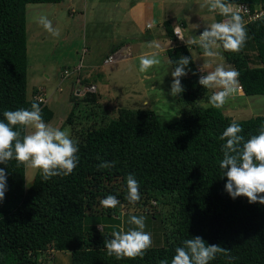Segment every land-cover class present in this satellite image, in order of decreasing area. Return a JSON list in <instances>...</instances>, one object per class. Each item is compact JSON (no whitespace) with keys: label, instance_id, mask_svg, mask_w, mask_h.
Segmentation results:
<instances>
[{"label":"trees","instance_id":"obj_1","mask_svg":"<svg viewBox=\"0 0 264 264\" xmlns=\"http://www.w3.org/2000/svg\"><path fill=\"white\" fill-rule=\"evenodd\" d=\"M60 1L0 0V121L6 122L4 111L30 110L34 102L39 104L44 122L53 116L46 103L27 96L26 6ZM228 2L247 4L251 12L264 8V0ZM216 18L222 16L217 13ZM177 23L185 28L181 17L162 23L165 36L176 42L166 54L172 70L180 57L190 58L187 75L181 78L184 91L180 95L191 107L170 124H162L149 109H122L106 123L87 128L79 138H73L78 142L79 161L65 177L45 182L37 171L27 186L23 165L17 167L14 159L0 164L7 176V191L0 202V264H43L42 255L49 250L70 252V264H160L162 260L171 264L175 248L196 236L208 245L228 249L235 258L230 261L218 255L210 264H264V204H250L243 196L233 199L225 190L227 177L219 167L226 143L219 139L223 131L236 121L246 141L259 134L264 115L236 120L221 109L196 102L207 89L198 83L188 46L174 38ZM244 24L249 38L244 48L239 53L221 49L226 61L239 72L244 94L264 95V15ZM87 94L90 96L85 99L95 101V93ZM72 113L73 109L67 122ZM14 130H19L18 126ZM21 131L26 134V130ZM98 156L115 161L116 166L98 169ZM129 174L139 183L140 200L135 204L126 199ZM108 195L120 201L115 208L101 205ZM163 199L172 201L161 216L165 244L152 246L142 259L108 256L104 242L120 230L112 224L113 220L118 222L122 207H141ZM103 222L105 229H97Z\"/></svg>","mask_w":264,"mask_h":264},{"label":"rangeland","instance_id":"obj_2","mask_svg":"<svg viewBox=\"0 0 264 264\" xmlns=\"http://www.w3.org/2000/svg\"><path fill=\"white\" fill-rule=\"evenodd\" d=\"M202 3L203 0H61L59 3L28 4L27 96L31 98L37 91L44 92L46 105L53 111V116L45 123L67 131L72 139L79 138L87 128L98 127L118 116L122 109L152 110L162 124L176 121L191 105L185 103L181 95H170L173 70L165 47L171 42L165 36L162 23L170 17H181L186 22L184 39H194L214 22V13L206 7L201 8ZM41 16L52 21L53 27L59 30L58 37L52 36L39 24ZM119 42L131 45V56L103 63ZM187 46L196 63L210 65L205 71H213L218 64L234 68L226 61L221 48L216 50L215 58H208L203 56L198 45ZM83 47L87 48L83 56L85 67L79 74L73 73L62 79L63 70L72 69L79 62ZM153 55L160 63L141 73L140 58ZM78 76L81 83L76 81ZM90 84L96 86L95 101L85 99L90 96L89 92L83 95L75 93L77 88L82 90ZM206 100L199 97L196 102L204 106ZM229 103L235 109L227 115L236 120L264 115V95L246 96L236 92L226 107H231ZM72 109L71 121L67 122ZM31 131L27 129L26 133ZM36 172L25 169L27 186ZM171 203L163 199L151 200L141 207L133 204L123 206L118 222L113 220L112 225L119 231H127L135 227L128 223L130 216H143L144 230L152 235V246L164 245L161 216L169 210ZM105 226L104 222L96 225L99 230H104ZM42 261L43 264H70V252L49 250L42 255Z\"/></svg>","mask_w":264,"mask_h":264},{"label":"clouds","instance_id":"obj_3","mask_svg":"<svg viewBox=\"0 0 264 264\" xmlns=\"http://www.w3.org/2000/svg\"><path fill=\"white\" fill-rule=\"evenodd\" d=\"M200 7H206L209 12H217L224 19L208 24L202 34L194 39L185 40L178 35L179 38L187 45H198L204 57L215 58L218 54L216 50L220 48L239 53L248 38L242 18V12L247 9L234 7L228 0H203ZM38 22L52 36H59V30L53 27L52 21L46 16H41ZM159 63L155 55L142 56L139 71L145 73ZM189 64L190 58L183 56L176 62V67L171 71V96L177 97L184 91L181 78L187 75ZM207 67L210 65L204 64L200 69L206 75H201L198 83L205 89L216 91H213L204 107L221 109L240 88L239 72L223 64H218L213 71H205ZM3 116L6 122L0 121V164L7 165L14 159L17 167L23 165L26 170L39 171L45 182L52 177H65L73 173L79 161L78 142L67 131L46 124L38 103H32L30 110H6ZM17 126L19 130H14ZM27 129L32 131L22 134L21 130ZM242 131V127L233 121L219 137L221 141H226L221 148L223 159L219 162V167L224 170L223 176L227 177L225 190L233 199L243 196L250 204H264V195H261L264 194V125L259 128L258 135L246 141L240 135ZM97 159L101 160L99 156ZM115 166V161L101 160L97 168L111 169ZM6 191V172L0 169V202L4 200ZM126 199L133 204L140 200L139 183L132 174L127 176ZM100 203L105 208H115L120 201L116 196L108 195ZM128 223L135 227L127 231H114L112 238L104 242L107 255L117 260L142 259L152 247V235L144 230L146 225L143 216L132 215ZM218 255H224L230 261L235 259L230 256L228 249L220 245H208L196 236L184 240L182 246L175 248L171 264H210ZM160 264H168V261L162 260Z\"/></svg>","mask_w":264,"mask_h":264},{"label":"built area","instance_id":"obj_4","mask_svg":"<svg viewBox=\"0 0 264 264\" xmlns=\"http://www.w3.org/2000/svg\"><path fill=\"white\" fill-rule=\"evenodd\" d=\"M234 7H242V9H247L246 12H242V14L244 15V19H243V22L246 21V20H251V19H255V18H258L262 15H264V8H260L254 12H251L250 11V8L247 4H232ZM173 34H174V38L176 39L177 42H183L180 38H184V35H183V28L180 26V24H175L174 27H173ZM179 35V36H178ZM87 52V48L86 47H83L82 48V53H81V58L79 60V62L77 64H75L72 69L71 68H66L63 70V73H62V79L64 78H68L71 74L73 73H77L79 74L81 69L85 67L84 63H83V56L86 54ZM131 56V51L129 50V46H123V47H119L118 49H116L113 53H111L110 55H108L107 57L104 58L103 60V63H111V62H114L118 59H124V58H128ZM198 75H199V78L201 75H204V72H201L200 69L198 70ZM77 83H81L80 81V77L78 76L77 79H76ZM96 91V86L94 84H90L89 86H85L82 90L77 88L75 90V93L77 95H83L87 92L89 93H94ZM239 93H242L243 92V87L242 85L240 84V88L239 90L237 91ZM32 98L37 100L38 102H41V103H46L47 102V97L45 95L44 92H40V91H37L36 93H34L32 95Z\"/></svg>","mask_w":264,"mask_h":264},{"label":"crops","instance_id":"obj_5","mask_svg":"<svg viewBox=\"0 0 264 264\" xmlns=\"http://www.w3.org/2000/svg\"><path fill=\"white\" fill-rule=\"evenodd\" d=\"M214 14L212 15L213 16V20H214V22H220V21H222L223 19H224V17H222L220 20H218L217 18H216V15H217V12H213ZM213 23V22H212ZM185 28H186V25H185ZM200 30V29H199ZM169 41L171 42V44L170 45H167L166 47H165V49H168V48H170V47H172L173 45H175V41H173V40H171V39H169ZM120 43V42H119ZM123 46H129V50L131 51V45L129 44V43H124V45L123 44H121L120 45V47H123ZM118 49V48H117ZM195 62V61H194ZM195 64H196V67H197V69L199 70V69H201L202 67H203V65L204 64H198V63H196L195 62ZM204 74H205V72H204ZM213 93V91H211L210 89H207V91L204 93V97H206V96H208V97H210V95ZM241 94V93H240ZM242 95H245L244 94V92L242 93ZM247 96V95H246ZM201 97H202V95H201ZM203 98V97H202ZM204 100V99H203ZM205 102V104H207L208 103V99L206 100V101H204ZM230 104V106L231 107H226V105L224 106V108H221V110L225 113V114H227V113H231V111L232 110H234L235 108V106L233 105V104H231V103H229ZM227 109V110H226ZM237 109H240V107H237ZM232 117V116H231ZM233 118V117H232Z\"/></svg>","mask_w":264,"mask_h":264}]
</instances>
